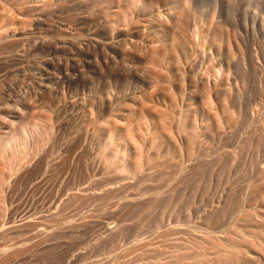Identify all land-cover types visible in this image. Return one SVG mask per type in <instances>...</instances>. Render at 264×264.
<instances>
[{
	"label": "bare ground",
	"instance_id": "obj_1",
	"mask_svg": "<svg viewBox=\"0 0 264 264\" xmlns=\"http://www.w3.org/2000/svg\"><path fill=\"white\" fill-rule=\"evenodd\" d=\"M263 36H264V0H0V69L1 68L12 69L15 72L19 73L20 75H22V77L28 75L27 78H30L29 80L31 81V84H28L29 87L31 89H35V91H36V89L38 90V93H34V95L33 94L31 95L30 92L29 93L27 92L28 94L26 96L24 94L25 92L23 91V89L26 87H24L23 89H21L24 93L22 91H20L21 93L19 92L20 95L23 93L26 96V97H24L22 95V98L24 97V99L27 100L26 103H29V102H31L30 101L31 99L43 98V95H45V94H48V95L50 94L51 96L63 94V95H65V97L67 96L70 99L69 103H71L73 111H74V108L77 107L80 104L79 102L82 100L80 97L81 95L78 94V93H80V92H78V88L85 89V88H88L90 85L93 86L94 85L93 82H94L96 77L101 76L102 79L104 78L106 83L108 84V86L110 88L113 86H116V89H117V87H118L117 84L121 83L122 84V90L120 92L114 93L113 90L112 91L110 90V92H107L106 95L102 96L103 93L101 92L102 97L98 96V97H100L99 103H101V105L104 106L103 107L104 110H102L103 112L101 114H103L105 116L107 114L109 116L106 119V121H104L103 126H102L105 139L103 141L100 140V139H102L101 137L99 139V141L102 142L103 150L106 152V153L104 152L105 153L104 155L102 154V156L105 158V162L104 161L103 162L106 163L107 167L112 169L113 172H116L117 174H119V177H120V175H125L129 179H135V177L139 176L140 174L146 173V174H144L143 179L141 181L147 182L149 184L148 186L151 187L150 188L151 190L152 189L154 190L155 189L154 187H158V186H156L157 184L155 185V183L158 180L160 182V179L162 180L164 178L163 177L164 176V174H163L164 169H167L166 174H168V171H169L168 169L171 166L173 167L172 164L171 165L169 164V168L168 167L166 168V166H167L166 161L167 160H169L168 163H172L171 159H175L176 157H178L179 158L178 164H182V163H180V161H181L180 159H183V161L185 159H189V158L194 159V157L197 154H200V152H198V151L201 150L200 146H202L201 144H203V142L207 143V141H210V140L213 141L218 136H222V135L225 136V134H227V135L229 134L231 136L233 135L232 139L236 137V139H235L236 141L232 140L235 149H236V147L239 146L236 151H238L240 148H242V150H244L246 148L245 150L247 151L248 146L252 148L253 147L252 145L254 144L253 141H256V140H253L252 138L256 139L257 136L258 137H260L261 135L263 136L264 128H262L263 130L260 127H258V129L255 128V129H257V132H258V130H260L258 133H255L256 130L254 128H252V125L254 123H256L255 119L253 120L254 116L251 117L253 114L249 115V116L247 115L248 117L246 116L247 117V119L245 118L246 121L249 120V117H250V119L252 118L251 119L252 124L249 121L250 125H248L249 124V122H248L245 125L246 130L245 129L243 130L244 120H245L244 115H246V113L248 114V112H246V111L248 110L249 113H251L250 110L254 111L255 105L259 106V107L262 105V107L264 109V106H263L264 105V99H263L264 98V95H263V93H264L263 92L264 91L263 90V86H264L263 81L264 80H262L264 78V74H263V77L261 76L263 71H264V70H262L264 68V66H262L263 65L262 59H264V54L262 53L263 56L260 55V53L262 51L260 52V51H258V49L255 48L256 44H258V43L260 44L261 38H263ZM261 56H262V59H261ZM263 63H264V61H263ZM3 76L1 75V77H3ZM101 77H99V78H101ZM24 78H25L24 80L22 79L23 81H25L27 79L26 77H24ZM11 79H12V81H14L13 78H11ZM22 80H20V81H22ZM22 84H24V83H22ZM18 85H20V82ZM9 87H10V90H13L15 88L14 83L10 84ZM22 87L23 86H21L20 88H22ZM20 88H19V90H20ZM252 88L256 89V93H253ZM99 89H100V87H99ZM0 90H2V89H0ZM5 90H7L6 87H5ZM5 90H4V93H5ZM7 91H9V90H7ZM96 91H97V89H96ZM104 91H106V90H104ZM16 92H17V90H16ZM83 92L84 91H82V93ZM8 93H10V92H8ZM84 94H82V96ZM5 95H6V93L4 94V96ZM48 95H46V96H48ZM123 95H124V97H127V100H125V98L122 99L121 96H123ZM10 97H11V95L9 96V99H10ZM67 97H66V99H67ZM45 98H49V96L45 97ZM45 98H43L44 99L43 101H45V104H48L46 102ZM4 99H6V98H4ZM262 99H263V104H261ZM5 101L9 102L10 100L9 101L5 100ZM36 101H37V99H36ZM39 101H38V103H36L37 105L44 103L42 101H41L42 103H40ZM51 101H52V98H51ZM58 101H59V99H58ZM87 101L90 102V99H87ZM87 101H84L83 105H84V108L86 107V110L87 109L89 110L90 108H87L88 106L85 104ZM35 102L33 103L32 107H34L36 105ZM91 102L94 103V101H91ZM26 103H24V104H26ZM29 104H31V103H29ZM29 104H26V105L29 106ZM45 104H43V105H45ZM60 104L64 105L62 103H60ZM48 105H50V104H48ZM57 105H58V103H57ZM50 107L53 110L52 105ZM262 107L260 108L261 111L263 110ZM62 108H63V106H62ZM84 108H83V110H84ZM18 109H20V108H18ZM18 109L17 110L15 109L14 111L17 112ZM256 109H258V108H256ZM52 110H50L51 114H52V112H51ZM55 110H57V107L55 108ZM90 110L92 111L91 114L95 113V112L93 113V108ZM22 111L23 110H21L18 113H21ZM263 111L262 112L259 111V112L263 113ZM25 112H26V110H25ZM53 112H54V110H53ZM82 112H84V111H82ZM256 112H258V111H256ZM104 113H106V114H104ZM252 113H254V112H252ZM25 114H27V113H25ZM51 114H50V116H51ZM91 114H90V116H91ZM101 114H100V116H101ZM54 115L55 114L52 115V118ZM62 115H63V113H62ZM255 115H258L257 116L258 118L260 117L259 116L260 114H258V113L257 114L255 113ZM47 116H48V119H47ZM47 116H45V119H46L45 121H48L47 123H49V121L51 122V124L49 123V127H50L49 129L51 130V127L54 125L53 123H55V122H53L54 120L51 119V117H49V115H47ZM59 116H61V114ZM82 116L85 117L83 114H82ZM90 116H88V118H91V120H92V117H90ZM92 116H94V115H92ZM88 118L86 117V119H88ZM101 118H103V117H101ZM101 118L99 117V119H101ZM258 118L256 120V121H258L257 124L260 123L259 122L260 118L259 119ZM261 118H264V117H261ZM63 119H64V117H63ZM83 119H85V118H83ZM94 119H96V118L94 117L93 120ZM51 120H53V121H51ZM95 121L97 122V120H95ZM253 121H254V123H253ZM7 122H9V121L7 120ZM80 122H81V120H80ZM85 122H87V121H85ZM3 123H6V121ZM13 123H14V121H12V124ZM17 123L14 126H17L18 124H20V126H21V123H18V124ZM93 123H94V121L93 122L90 121V125H94ZM10 124H11V122H10ZM75 124H76V122H75ZM87 124H88V122H87ZM11 125H10V127H11ZM50 125H52V126H50ZM58 125H59V123H58ZM58 125H57V128L59 127ZM62 125H63V123H62ZM20 126H19L18 132L16 131V133H13L14 135L11 134L12 132L9 131L10 134L12 135V137L8 132V134L10 135L9 137H11L9 141L6 139V138L9 139V137H6V138L4 137V139L7 140V142H8L7 143L5 140H3L6 142V143H4V144H6V148H7V146L11 147V145L14 143L15 144L13 146L19 144L20 142L17 144H16V142H18L20 140H23L22 144H25L27 142L25 140V137H26L25 132H26V134L29 135V133H28L29 131L28 132L26 130H24L25 132L20 131ZM24 126L21 127V129L24 128ZM77 126H78V123H77ZM86 126L87 125H85V128H86ZM249 126L251 129H253L252 132L255 133V136H256V134H258L256 137H254V135L251 134L252 132L250 129H247V127L249 128ZM254 126L257 127V125H255V124H254ZM260 126H264V125L260 124ZM25 127H27V126H25ZM71 127L74 128L73 125ZM90 127L95 128L94 126H90ZM36 128H38V127H34V129H36ZM68 128H69V126H68ZM12 129H13V127H12ZM14 129L16 130L17 128L14 127ZM53 129H54V127H52V130ZM28 130H29V127H28ZM242 130L243 131L248 130V132L250 130L248 135H252L253 137L248 136V138H251L252 140L243 136L246 139L241 141L242 140V138H241L242 137V135H241ZM261 130L263 131L262 134H260ZM56 131H58V130H56ZM76 131L77 130H75L74 132H76ZM83 131H85V130H83ZM86 131H88V129ZM94 131L96 132L95 129H94ZM100 131H102V130H100ZM30 132H31V129H30ZM72 132H73V130H72ZM33 133H35V132H33ZM45 133L47 134V132H45ZM80 133H81V131H80ZM80 133H79V135H80ZM6 134L7 133H5V135ZM31 134H32V132H31ZM35 134H33V135H35ZM245 134H247V133H245ZM71 135H72V133H71ZM84 135H89V134L88 133L86 134V132H85ZM239 135H241L240 136L241 140H240V138L238 139V137H237ZM43 136H46V135L44 134ZM80 136L82 138V135H80ZM163 136H166V137L169 136L170 138H172V136H173L174 140H175V137L177 138V140L173 141L172 147H170V143H167V144H169L167 147H170L167 150H162V148L163 149L165 148L164 146H162L161 150H159L157 147H156L157 149L154 148L155 145L158 146L161 143H160V140H158L157 142L159 144H156V142L153 144V141L157 140ZM262 136L260 137V139L264 138V136H263V138H262ZM41 137L39 135L38 138L40 139ZM95 137L97 138V135ZM38 138H35V140L36 139L38 140ZM44 138L45 137H43V139ZM78 138H80V137H78ZM221 138H223V137H221ZM32 139H33V136H32ZM43 139H41V140L43 141ZM82 139L83 140L85 139L84 136ZM89 139H90V141L92 140L91 138H89ZM260 139L258 138L257 139L258 143L256 142L259 145V147L261 146L260 145L261 142H259ZM172 140H173V138H172ZM224 140L221 139L219 141L220 145L222 144L221 142ZM227 140H225L226 142H224L222 144V146L225 143H227ZM93 141H94V139H93ZM163 141H165V140H162V142ZM232 141H230V142L228 141V142L231 143ZM250 141L252 142V144L250 143ZM33 142H34V139H33ZM36 142L39 143V140L35 141V143ZM234 142H236V143H234ZM263 142H264V139H263ZM41 143H43V142H41ZM88 144L90 145V142H88ZM95 144H96V142H95ZM95 144H93V145H95ZM209 144H210V142H209ZM216 144H218V143H216ZM235 144H236V147H235ZM247 144H250L251 146L250 145L247 146ZM35 145H37V144H35ZM91 145H92V143H91ZM162 145H163V143H162ZM205 145H207V144H205ZM227 145H229V144L227 143ZM227 145H225L224 147H226ZM17 146H15V147L18 148ZM23 146H25V145H23ZM39 146L40 145L36 146V149ZM76 146H78V144ZM83 146H84V143H83ZM165 146H166V144H165ZM218 146H219V144H218ZM222 146H219V147H222ZM15 147H14V150H12L13 148L10 149V152H9V150L8 151L6 150V154H7V152L12 153L11 151H13V152L15 150L18 151L17 149H15ZM26 147L28 150L29 146H26ZM152 147L154 148V150L156 149V151H155L156 153L153 152L154 150L152 151V149H153ZM202 147L204 148L205 146H202ZM214 147H212V148H214ZM231 147H232V145H231ZM255 147H256V144H255ZM261 147L264 148L263 145ZM207 148L210 150L209 145L207 146ZM207 148H205V149H207ZM216 148H217V146H216ZM223 148H218V149H223ZM234 148L233 149L231 148V151L232 150L234 151ZM30 149H31V147H30ZM82 149H83V147H82ZM97 149H99V151H100V148H97ZM224 149L226 150L227 147ZM254 149L256 151H258V146H257V148H254ZM259 149H261V148H259ZM103 150H102V153H103ZM157 150H159V151H157ZM242 150H239L237 152V154L235 151L233 156H232V153L230 152V150H228L231 153L230 156H232V158L230 156L227 157L228 154H230L229 152L222 150L223 153L220 151L222 153L221 154V153H217L219 151V150H217L216 153L218 154V157L216 156L215 153L214 154L219 160H216L217 158H214L213 155H212V157L215 159L216 162L218 161L217 163L221 164L220 161L222 160L226 164L228 161H226V160L224 161L222 158H225V159L230 158L229 160L235 161L233 159H236V157L238 155L239 157H237V158L241 159V157H243V154L240 157V155H241L240 153H242V152L245 153V151H242ZM255 150H254V152H256ZM27 152H29V151H27ZM207 152H208V150H207ZM19 153L22 154V156ZM19 153L16 154V152H14V154L21 156V159L26 154L25 152H24V155L21 152H19ZM35 153L36 152H34V154ZM212 153L213 152L208 154V157ZM224 153H225V155L228 153L226 156L227 158L219 156V154L223 155ZM8 154H7V156L9 157ZM16 155H14V156H16ZM27 156H29V155H26V157ZM200 156H202V155L200 154ZM206 156L207 155H204V159H206L205 158ZM11 157L13 158V153H12ZM18 157L16 156V158H18ZM99 157H100V155L98 154V158ZM197 158H199V155H198V157H196V159ZM202 158L203 157H201L198 160H202ZM209 158H211V157H209ZM7 159H9V158H7ZM7 159H6V161H8ZM25 159H24V161H25ZM191 159H189V160L192 161ZM14 160H12V161H14ZM10 161H8V162H10ZM18 161H20V160H18ZM98 161H101V160H98ZM207 161H210V159ZM207 161L202 160L199 163H201V162L204 163ZM212 161H213V159L211 160V162ZM241 161H243V160H241ZM241 161H239L237 163V166L239 165V163H241ZM14 162H17V161H14ZM14 162H12V163H14ZM26 162H25V164H26ZM175 162H176V164H175ZM184 162H185V164H187L188 160L187 161L185 160ZM193 162L195 163L194 160H193ZM196 162L198 163L197 160H196ZM231 162H229L230 165L231 164H233V166L236 165V162H235V164H234V162H232V163ZM243 162H245V161H243ZM17 163L20 164V162H17ZM17 163H14V165L12 164V166L13 167L15 166L14 168H16V166H17V168L20 167L21 165H19V164H18L19 166L15 165ZM21 163H22V160H21ZM203 163H202V167H200L201 166V164H200L197 166V168L200 167V168H202L201 170L204 169L207 171L208 167L205 165L206 163L205 164H203ZM173 164H175V166H177V160H175ZM209 164H211V163L209 162ZM187 165H189V164H187ZM187 165H185V167H187ZM207 165H208V163H207ZM212 165H217V164H215V162L213 161L211 166ZM221 165L219 166L220 169L223 167V166L221 167ZM10 166L11 165L9 164V167ZM178 166L177 167L179 168V171L178 170L177 171L178 172L182 171V170H180V168H182L183 166L182 165H181L182 167H180V165H178ZM231 166H229V167L231 169L233 168L232 170H234L235 173H237L240 170V169L236 170V168H238L237 166H235L236 168L231 167ZM193 167L194 166H192V168L190 167V169L195 170L196 165L194 168ZM205 167H207V169H205ZM217 167H218V165H217ZM224 167H223V169H224ZM102 168H104V167H102ZM108 168H106V169H108ZM175 168L174 167H173V169L170 168V170H172V173L169 175H172V178L170 179L169 177H171V176H169V175H168V177H167V175H165V178L167 177L170 180L174 179L176 176V174H175V176L173 175V173L176 172L174 170ZM213 168H215V169L212 170V172L217 171L216 166ZM213 168H211V169H213ZM230 168H228V169L226 168V170H228V173H230V171H229ZM258 168H259V166H258ZM16 169H14V170H16ZM20 169L21 168H19V170ZM209 169H210V167H209ZM220 169H218V173L220 172ZM245 169L243 170V168L241 167V170L244 171L243 172L240 170L241 175H242V172L244 174L246 173ZM263 169L261 168V171H264ZM102 170L103 169H101V171ZM183 170H185V169H183ZM201 170H200V174H201ZM226 170L224 171L221 169V172L222 173L224 172L225 176H226V173H225ZM0 171H1V169H0ZM107 171H109V170H106L105 173H107ZM196 171L198 172L199 170H196ZM258 171L256 172V174L259 176V175H261V173H260V171L259 172ZM109 172L111 173V171H109ZM109 172L107 174L109 175V177H111V175L113 173L110 174ZM187 172L188 171L185 170L184 173L186 174ZM203 172H204V177H205V171H202V173ZM105 173L103 175H105ZM209 173H210V170L208 171L207 174L209 176L212 175V178H213V173L212 174H209ZM218 173L216 172V175H219L220 178L222 177V175H224V174H218ZM231 173H233V172H231ZM188 174H192V177H191L192 180L190 183L191 188H192L191 191H193V188L197 189V186L199 188L200 184L202 186V182H200V180L202 179L203 174L200 175L197 173V175H199V176H197V178L200 176H202V177L199 178L200 180L196 179L197 181L200 182V184L198 185V183H195L196 185L193 184L194 187L192 185V181H194L193 179L196 178L195 177L196 173H195L194 178H193L194 173L189 172ZM188 174H187V176H188ZM229 175H232V174H228V176H226V177L231 178V176H229ZM179 176H181V174H179ZM182 176L185 177L186 175L183 174ZM235 176L237 177L238 180H240V178H239L240 173H239V175L235 174L232 177H235ZM256 176H255V178H258ZM262 176H264V175H262ZM109 177H105V178H107L109 181L111 179ZM180 178H181V180L182 179L184 180V178H182V177H180ZM207 178H209V177H207ZM212 178H211V180H213ZM217 178H218V176L215 179H217ZM261 178H264V177L260 176L259 177L260 180L258 179V181H261ZM107 179H105V180H107ZM166 179L163 181L164 184L168 182V181H166ZM205 179H206V177H205ZM223 179H221L222 181L220 180L222 183H223ZM227 179L229 181H231L232 178L231 179L227 178ZM237 179H234V180L238 181ZM4 180L2 179V181H4ZM113 180L115 181L114 178L112 179V182H114ZM128 180L126 179V181H128ZM175 180L178 181L177 178ZM181 180H179L181 182V183L179 182L180 184L177 183L174 185L176 186V185L183 184L182 183L183 180L182 181ZM203 180H204V178H203ZM253 180L254 179H252V182H253ZM135 181H137V179ZM258 181H257V179H256V181H254L255 185L257 184L256 182H258ZM116 182H117V180H116ZM203 182H205V181H203ZM216 182L218 183V181H216ZM225 182H226V180H225ZM173 183H174V181H173ZM173 183H171L172 187H173ZM222 183H219V184L222 185ZM227 183L228 182H226L224 184L223 189L220 188L223 191L221 190V192H220V190H219L217 193L224 192V195H226L227 192L229 193V191H227L228 189L231 191L230 188H232V185L235 186V188L233 186L234 190L235 189L237 190L239 188V187L238 188L236 187V185L233 181L234 184L230 185L231 187L230 188L228 187V189L226 190L227 192H226L224 190V188L226 189L227 186L232 182H230L228 184ZM236 183H238L237 186L243 187V186L239 185V181ZM261 183H259L260 185L258 184L256 186L257 190L261 189V191L258 190L259 192L258 191L255 192L256 196H257V192H258V194L261 192L259 195H262L264 193V191H263L264 187H263V189L261 188L262 185L264 186V184H263L264 181L262 184ZM125 184H126V187L124 186ZM144 184H146V183H144ZM205 184L207 185V186H204L205 189H206V187H208V190H211V187L213 186V184L211 183L212 184L211 185L209 182L210 189H209V185L207 183V180H206ZM250 184H251V181L249 182L248 188L249 187L251 188L252 186L254 187V185H252L253 183L251 184L252 186H250ZM119 185L120 184H118V186H117L119 189L117 194L121 190V188H119ZM124 185L121 184L120 187L122 186L126 190H128L129 187L131 186L130 185L127 189L128 183L126 182V183H124ZM134 185L137 186L136 184H134ZM158 185H159V183H158ZM168 185H170V184H168ZM214 185H216V184H214ZM217 185H216V187L219 188V186H217ZM225 185H226V187H225ZM183 186H179V188L180 187L182 188ZM186 186L188 187V184H186ZM201 186H200V188H201ZM113 187H114V185H113ZM142 187H143V185H142ZM145 187H147V186L145 185ZM161 187H162V190L166 191L165 187H164L165 189H163V186H161ZM253 187H252V189H254ZM137 188L139 189V187H137ZM173 188L175 189V187H173ZM179 188L177 187L176 190ZM185 188L186 187L184 186V189ZM189 188H190V186H189ZM233 188H232V192H233ZM106 189H107V187L105 188V191H107ZM111 189H113V188L111 187ZM115 189H117V188H115ZM144 189L145 188H143L142 190L144 191ZM180 189H179L178 193H180L181 191L183 192V189L182 190H180ZM188 189H185V190H188ZM134 190L137 191L136 188ZM156 190H154L155 192H153V191L152 192L155 193L156 198H158ZM158 190H159V188H158ZM160 190H161V188H160ZM244 190L247 191V185H245L244 189H242V188L240 189V191L241 192L243 191V193L239 192V193H241V194H239V196H241L239 200L236 197V194L232 195L233 194L232 192H231L232 194L227 193V197L223 196V198H226L227 200H229V201H227L228 203L225 202L224 204H227L228 206L229 205L230 206L235 205L236 208H239L238 209L239 211H238L237 209H235V207H233L234 210H236L233 212H238V214H233L232 212H230L229 209H231V208L226 207V205L225 206L223 205L224 207L222 205L221 206L218 205L219 207L224 208V209L222 208L223 211H225V209L229 208L228 210H226V213L221 211L223 213V215L224 214L226 215L227 213L230 212L229 214H227V216H223V218L227 217V219H229L228 216H230V214H232V216L234 215V219H235L234 221L232 220L233 224L231 223V225H233V228L230 229L231 231H229V229L227 230V231H229V233L225 234L226 230H225V232L220 231L221 235L223 233L225 235L221 236V235H219V232H218V235L209 234V232H207L208 230H210V228H209L206 231L208 233L209 237L207 236L206 238H205V236L207 234L205 233L206 234L205 235L204 231L203 232L197 231L198 233H203V235H205V236L202 235L204 237V239L201 236L202 240H198V239L196 240L197 234L196 235L193 234L196 237V238L194 237L195 241L192 240L193 242H191V240H189V239H188L189 240L188 241L186 238H185L186 240L183 239L182 237H184V233L186 236H188L189 234L187 235L186 233H189V232L187 230H186L187 231L186 232L185 229L183 230V228L185 227V224L183 223L184 224V227H183V224L180 223L183 220L185 221V219H183V220L181 219L182 213H180L179 215L177 214L178 216H176V218L181 217L178 219H181L182 221L178 222V219H177V221H175V222H178V223H180V225H182V227H183L182 231H184V232H182L180 229H179L180 231H178L179 227L177 228V226L172 227V226H174L173 224L175 222L170 226V222L172 223V221H170V220H169V222H167V224L169 223V225H167L169 228L167 231H165L166 225L163 226V225L158 223L159 225L163 226L164 231H163L162 227H159L157 225V227H159L158 229L162 228V232H166L167 236L169 235L172 237V235H173L175 238L176 236L174 234H176V232H177L178 235L181 236V238H182L181 239L176 234L179 237L178 241L181 240L180 242L175 241L177 243L176 244L173 243L174 242L173 237H172L173 239L171 237H170L171 239H168L169 237L168 238L166 237V240H165L164 238H162L163 235H165V234L161 235V234H159V231L156 233H158L160 236L157 235L155 232H154V235H153V233H152V235L155 236V234H156V236H159L160 238L164 239L162 241L163 242L165 241V243L168 246H169V244L171 245V243L175 244L174 245L175 247L173 246L170 248V246H169V248L170 249L173 248L174 251H175V248H178V251L177 252L175 251L176 253H179V249L181 252V250H184V249L186 250V249L191 248L189 246L191 243L194 244L195 247L191 245L192 246L191 250L196 249L199 251H198V253L195 254V256L192 255L193 258L192 259L190 258L189 260H191V261L190 262L187 261L188 262L187 264H255V262L257 260L263 261V264H264V203H263V206L261 205L262 209L260 211H254V209H256V208L251 209L250 207H253L256 204H258L257 203V202H259L257 199L258 197L255 198V200H257L256 204L253 206H250V203L248 204V202H251V204H252V202L254 201L253 197L255 195L253 197L251 195L252 199H247L250 197V196H247V194H249L250 189H248L249 191L246 192L247 194L245 193ZM113 191L116 192V190H114V189H113ZM135 191L132 192L133 195L131 194L133 197L135 196L134 195ZM143 191H142V193H143ZM146 191H144V195H146V193H145ZM171 191H174V190L172 189ZM171 191H169V192L171 193ZM109 192H111V194ZM109 192H107V193H109L110 196L112 197L113 192L112 191H109ZM148 192H149V190H148ZM169 192L167 191L165 193L168 194ZM197 192H200V190H197L194 193H197ZM124 193H126V191ZM124 193H123V191L121 192V194H124ZM149 193H147V194L149 195ZM153 193H151V194H153ZM161 193H163V195H164L163 191ZM161 193H160V195H162ZM184 193H185V191H184ZM189 193H190V190H189ZM192 193H190V195ZM253 193L254 192H252V194ZM103 194H106V192ZM137 194L140 195L139 192ZM173 194H172V199H173ZM197 194H195V195H197ZM186 195L187 194H185V196ZM263 195H262V198H264ZM117 196H119V195H117ZM121 196H124V195H121ZM121 196H119V197L123 198ZM125 196H128V194H126ZM125 196H124V198L126 199ZM141 196H142V194H141ZM154 196H153V199L155 200ZM182 196H184V195L182 194ZM220 196H222V195H220ZM228 196L229 197L232 196L231 199H229ZM234 196H235V198H234ZM103 197H106L105 198L106 200H104V201H107L108 199L111 200V198H108L107 195H105ZM151 197H152V195H151ZM151 197H150V199H152ZM159 197L161 198V196H159ZM189 197H187V199ZM139 198H140V196H139ZM160 198H158V199H160ZM102 199H104V198H102ZM137 199H138V196H137L136 200ZM140 199H142V198H140ZM190 199L192 201V197H190ZM71 200H76V199L71 198ZM126 200H128V199H126ZM132 200H133L132 202H134L135 199H132ZM220 200L221 199L219 198V201ZM224 200L225 199H223L221 202H223ZM249 200H251V201H249ZM260 200H261V198H260ZM193 201H194V199H193ZM217 201H218V198H217ZM155 202H157V201L155 200ZM155 202L153 201V203H155ZM188 202H190V201H188ZM215 202L213 203L214 205L216 204ZM262 202H263V200L260 202V204ZM136 203H138V202H136ZM148 203H145V204L149 205ZM150 204H151L150 207H152L153 204L151 202H150ZM143 205L144 204H142V206ZM192 205H193V203H192ZM258 205H257V207H261ZM136 206H132V207H136ZM139 206H140V204H139ZM218 206H217V208H218V210H220V208ZM211 207L213 208L214 206H211ZM208 210H210V209H208ZM258 210H259V208H258ZM207 211H206V213H208ZM227 211H229V212H227ZM217 212H219V211H217ZM217 212H215V210H213L212 213L210 211L211 215L208 213L209 216L204 217V214L206 215V213H204L202 215L205 218V221L203 220L202 222L206 223V218H207V221H208L207 223H209V224L206 223L207 226L210 225L211 228H214L213 229L214 231H211L212 233L215 232V230H216V232L219 230L218 226L221 225L222 221H223L220 218V217H222V215L218 214ZM185 214H187V213L185 212ZM185 216L186 215H183V217L186 218V220H187L186 223H187L189 219L187 218L188 216H186V217ZM199 217H201V216H199ZM227 219L225 218V220H227ZM190 220H191V222L193 220L194 222H192V223L194 224L197 219L196 218H190ZM190 220H189V222H190ZM199 221H201V220L199 219ZM199 221H197V222L199 223ZM219 221L221 222V224H219L220 223ZM189 222H188V224H191ZM217 222H219L218 223L219 225L217 224ZM230 222H229V224H230ZM160 223L163 224V221H161ZM211 223L212 224L214 223L213 224L214 227L211 226L212 225ZM193 224H192V228L194 227V229H195V226H196V229H197V226L200 223L198 225H194V226H193ZM216 224H217V226L215 227ZM224 224L228 225L227 222ZM202 225L204 226L205 224H202ZM222 225L220 226V228H222ZM187 226H189V225H187ZM203 226L201 227V225H200V227L199 226L198 227H199V229L201 228L203 230L204 229ZM192 228H190V229H192ZM205 229H206V227H205ZM160 231H161V229H160ZM195 231H193V232H195ZM179 232H181V233L179 234ZM182 233H183V235H181ZM193 235H191V237ZM148 237H151V236H148ZM148 237L146 238V235H145L144 240L148 239ZM151 238L153 239V237H151ZM160 238L156 237L157 240ZM187 238H190V237H187ZM139 239L142 242L143 239H141V238H139ZM150 239L147 240L148 244L144 245V244L139 243L141 246L142 245L144 246V248L140 247V245L138 246V249H140V248L143 249V250L142 249L138 250L140 252L143 251V253L141 252L142 254L139 252L140 256H136V255H138V253L136 254L137 251L135 252V250H137V246H136L135 250H133V248H132L133 252L136 254L135 255L136 257L143 256V254H145L146 251L150 248L149 245H151L153 242H154V244H152V246L158 244L159 241H161V240H158V243H155L156 242L155 238H154L155 240H153L152 242H151L152 239L151 240ZM167 239L171 240L173 242H170ZM176 239L177 238H175V240ZM140 240H138V242H140ZM149 240H150L151 244H149ZM184 241L189 243L188 248H186L187 244H185ZM135 243H133V244H135ZM133 244H132V246H133ZM160 244H161V242H160ZM159 245L153 246L156 248H154L155 250L153 249L154 253H153V251H152V253L155 254V251H156L157 254H159V256H160V253L164 254L163 257L162 256L161 257L162 258L168 257V260H169V257H170V256H168L169 252L167 254H165L164 252L163 253L158 252ZM163 245L165 246V244H163ZM132 246H130V247H132ZM147 246L149 247L148 249L146 248ZM161 246H162V244L160 245V247ZM164 246L162 248H164ZM196 246L198 249L196 248ZM127 248H125V249H127ZM145 248L147 250H145ZM162 248H160V249H162ZM125 249L124 248L122 249L123 252ZM132 250L129 249V251H132ZM150 250H151V248H150ZM166 250H168V249H166ZM166 250H162V251L167 252ZM196 250H195V252H196ZM129 251H127L128 253H126V254H125L126 251L124 252V254L127 255L126 257H128V256L130 257L131 254L133 257H135L133 252H129ZM148 251H147V253L150 252V251L149 252ZM168 251H171V250H168ZM16 252H18V251H16ZM16 252H15V254H16ZM172 252H173V250H172ZM185 252L188 253V251H185ZM191 252H193V251H191ZM195 252H193V253H195ZM7 253H9V252L7 251ZM118 253L119 252H117L116 254H118ZM182 253L183 252H181V256L183 255ZM9 254H14V253H9ZM15 254H14V256L18 255L19 253L16 255ZM119 254H118L119 256H122L123 253H121V251H120ZM171 254L176 255L175 253H170V255ZM165 255H167V256H165ZM186 255H188V254H186ZM189 255H191V254H189ZM12 257L13 256H11V255L7 256V257L4 256V259L2 257L3 260H0L1 261L0 264H8L10 262V260L12 259ZM16 257H18V256H16ZM136 257L134 259L140 260L139 258H136ZM178 257H179L178 259H180V256H178ZM115 258H116V256H115ZM132 258H130V259L132 260ZM173 258H172V260H169V261L165 258L167 261H165V259H164V261L166 264H169V263H171L170 261H173L175 259V258L174 259ZM188 258L189 257L187 256V260H188ZM117 259H121L120 263H124L125 261L127 262V260H128V259H125L123 261L122 258H117ZM158 259L161 260L160 257H158ZM185 259H184V261H185ZM159 260L157 262L158 264L164 263L163 261L159 262ZM98 261H101V260L99 259ZM107 261L108 260H105V262L103 263V260H102L101 262H98V263L99 264L100 263L105 264V263L109 262L108 264H110L112 262V259L108 262ZM133 261L134 260H132V262ZM92 262H89V263L90 264H93V263L97 264L96 261H94L93 263ZM150 264H152V263H150ZM174 264H176V263H174ZM183 264H186V263H183ZM256 264H260V263L257 261Z\"/></svg>",
	"mask_w": 264,
	"mask_h": 264
},
{
	"label": "rangeland",
	"instance_id": "obj_2",
	"mask_svg": "<svg viewBox=\"0 0 264 264\" xmlns=\"http://www.w3.org/2000/svg\"><path fill=\"white\" fill-rule=\"evenodd\" d=\"M264 36H263V38H261V41H260V44L258 43V44H256V46H255V48L256 49H258V51H262L261 53H260V55H262V53L264 54ZM260 45V46H259ZM259 46V47H258ZM261 47V48H260ZM263 49V50H262ZM263 56V55H262ZM262 56H261V59H262ZM263 61H264V59H262V66H264V63H263ZM12 72H11V71ZM262 70H264V68L262 69ZM4 71V72H3ZM6 71V72H5ZM8 74V75H7ZM13 74V75H12ZM263 74H264V71H263V73H262V77H263ZM1 75L3 76V77H1ZM18 75V76H17ZM9 76V77H8ZM17 76V77H16ZM8 77V78H7ZM15 77V78H14ZM24 77H28V75L27 76H23L22 77V75H20L19 73H17V72H15L14 70H12V69H6V68H1L0 69V89H2V90H0V169H1V171H0V260H3L4 259V256H13L12 257V259L10 260V262L8 263V264H90L89 262H94V261H96L97 262V264H99L98 262H101L102 260H103V263L105 262V260H108V261H110L111 259H112V262L110 263V264H148L149 262L150 263H152V264H158L157 262H158V257H160V259L161 260H159V262L160 261H163L164 263H165V261H167L168 260V257H165V256H167V255H165L164 257L167 259H165V258H162L163 257V255L164 254H161L160 252H164L165 254H167L168 252V256H170L169 257V260H172V258L174 259L173 261H170L172 264H174V263H176V264H183V263H188L187 261H191V260H189L190 258L192 259L193 258V256H195V254L196 253H198V251L199 250H196V252H195V250H191L192 249V246H194V244H190L189 246L191 247V248H189V249H184L185 251H188V253H186L184 250H181V252H183L182 254V256H181V252H180V249H179V253H176L177 251H178V248H175V251H174V249L172 248V249H170L171 247H173L177 242H175V241H178V238L180 237L181 238V236H179L178 235V233L176 232V234L179 236H177L176 234H174L176 237L175 238H177L176 240H175V238H174V236L172 235V237L174 238V242L173 241H171V240H168V239H171L172 237L171 236H167L166 235V232H162V228H163V226H167V225H169V223L167 224V222H169V220L170 221H172V223L170 222V226L175 222V221H177V219L178 218H181V217H178V218H176V216H178L180 213H182L183 215H186V216H188L189 214V216L187 217L189 220H190V218H196L197 220H196V224L194 223H192V222H194L193 220H192V222H191V220H190V222H189V220H188V222L189 223H191V224H188V222L186 223V218H184L183 217V215L181 214V216H182V220L183 219H185V221L183 222L181 219H178V222L179 221H182V222H180L181 224H185V227H184V224H183V227H182V225H180V223H178V222H175L173 225L174 226H172V227H176L177 226V228H178V231H182V228H183V230L185 229V231L187 230L189 233H186L188 236H186L185 235V233H184V237H182L183 239H189V240H191V242H193L192 240H194L195 241V238H196V240L198 239V240H202V237L203 236H205L206 234V236H205V238L208 236L209 237V235H208V233L207 232H209V234H215V235H218V232H219V235H221L220 234V231H222V232H225V230H226V233L225 234H227V233H229V231H231L230 229L231 228H233V225H231V223L235 220L234 219V215L232 216V214H230V216H228V218L229 219H227V217H224L223 218V216H227V214H229L230 212H232L233 214H238V212H233V211H236V210H234V208L233 207H235V205L233 206V205H227V204H224L225 202H227V201H229V200H227L226 198H223V196L224 197H227V191H229V193L228 194H230L231 192H232V188H233V186L234 185H232V184H234L235 183V185H236V187L238 188L237 190L235 189L234 190V188H235V186H234V188H233V194L232 195H235L236 194V197L238 198V200L240 199V197L241 196H239V194H241V193H243V191L241 192L240 191V189L242 188V189H244L245 188V185H247V191H249L248 189H250V191H249V194H247L246 192L247 191H245V193L247 194V196H250L249 198H247V199H252L251 198V195H252V197L254 198L253 200L255 201H253L252 202V204H251V202H248V204L250 203V206H253V205H255L256 204V202H257V200H255V198H257L258 199V201L259 202H257L258 204H256L255 206H253V207H250L251 209H254V208H256V209H254V211H260L261 209H262V206H263V203H264V198H262V195L264 194H262V195H259L258 194V192L259 191H261V189L258 191L257 190V188H256V186L259 184V183H263V181H264V178H261V181H258V179H259V177L261 176V177H264V176H262V175H264V171H261V168L263 169L264 168V148L263 147H261L262 145L264 146V142H263V136H264V133H263V129L262 128H264V126H260V124L261 125H264V118H261V117H264V109H263V107H262V105L259 107V106H256L255 105V107H254V111H251L250 110V112L251 113H249V111L247 110L246 112H248V114L246 113V115H244L245 117H244V119L246 118L247 119V117L249 116V115H252L251 117H253V120L255 119V122L256 123H254V121H253V123L255 124V125H257V127L256 126H254V124L252 125V128H257L258 129V127H260L262 130H261V132H260V134H262L263 133V136H262V138L263 139H260V137H258L257 135L258 134H256V136L260 139L259 140V142H261L260 143V147H259V145L257 144L258 143V138L255 136V133H258L260 130H258V132H257V129H255L256 131H255V133L254 132H252V130L253 129H251L250 128V126H249V128L247 127V129H250L251 130V134H253L254 135V137H256V139L255 138H252L253 140H256V141H253V147L251 148V147H249L248 145H250V144H247V146H248V148L250 149H248L247 148V151L244 149V150H242V148H240L239 150H242V151H245V153L244 152H242V153H240L241 155H240V157L242 156V154H243V157H241V159L239 158H237V157H239L238 155H237V157H236V159H233V160H235V161H232V160H229L227 157H229L230 155H231V153H232V156H233V154H234V152L237 150V148L239 147H236V144H235V147H236V149L234 148V144H233V141L232 140H235L236 139V137L235 138H233L232 139V137H233V135L231 136V135H227V134H225V136L224 135H222V136H218V137H216L213 141L212 140H210V141H207V143H204L203 142V144H201L202 146H205L204 148L202 147V146H200V149L201 150H199L198 152H200V154L202 155V156H200V154H195L196 156L194 157V159H191V158H189V159H191L192 161H190L189 159H185L186 161L188 160V163L187 164H189V165H187V164H185V160L183 161V159H180L179 161H180V163H182V164H178L179 162H178V157H176L175 159H171V162L172 163H168V161L169 160H167L166 162V164H167V166H166V168L168 167L169 168V164L171 165H173V167L175 168L174 170L176 171H174L175 173H173V175L175 176V174H176V176H175V178L174 179H172L173 181H174V183H173V181L172 180H170L171 178H172V175H169V174H171L172 173V170H170V168L171 169H173V167L171 166L168 170V174H166L167 172V169H164V172H163V174H164V178L161 180L160 179V182H159V180L155 183V185L156 186H158V187H154L155 189L154 190H156V193H157V197L158 198H160L159 196H161V198L160 199H158V198H156V195H155V193H153V192H155L153 189L151 190L150 188V186H148L149 184L147 183V182H144V181H141L142 179H143V176H144V174H146V173H144V174H140L139 176H137V177H135V179H129V178H127L125 175H120V177H119V174H117L116 172H113L112 171V169H110V168H108L107 167V165H106V163H104L105 162V158L102 156V154L104 155L106 152L103 150V147H102V142L101 141H99V139H100V137L102 138V139H100V140H104L105 139V136H104V131H103V129H102V126H103V123H104V121H106V119L109 117L106 113H104V114H106V116L105 115H103V114H101L103 111L102 110H104V106H102L101 105V103H99V98L100 97H102V96H104V95H106V93L107 92H110V90L112 91L113 90V92L114 93H117V92H120L121 90H122V84L121 83H118L117 84V89H116V86H113V87H109L108 86V84L106 83V81H105V79L103 78L102 79V77L101 76H99V77H101V78H99V77H96L95 78V80H94V82H93V86L92 85H90L88 88H85V89H81V88H78V92H80V93H78V94H80L81 96V101L79 102L80 104L77 106V107H75L74 108V111H73V108H72V105H71V103H69L70 102V99L67 97V99H66V97H65V95H63V94H59V95H48V94H45V95H43V98H45V97H48L49 96V98H45V100H46V102L48 103V104H50V105H48V104H45V101H43L44 99L43 98H33V99H31L30 101L31 102H29V103H31V104H29V103H26L27 102V100H25L24 99V97H26L27 96V94L30 92V94L32 95H34V93H38V90L36 89V91H35V89H31L30 87H29V85L28 84H31V81L29 80L30 78H27L25 81H23L25 78ZM261 77V78H262ZM11 78H13L14 79V81H12V79ZM22 80V81H20V80ZM11 80V81H10ZM262 80H264V78L262 79ZM18 81V82H17ZM19 82H20V85H18L19 84ZM24 83V84H22V83ZM29 82V83H28ZM14 83V89L13 90H10V84H13ZM17 83V84H16ZM3 84V85H2ZM28 85V86H27ZM263 85H264V81H263ZM21 86H23L22 88H20ZM3 87V88H2ZM5 87H6V89L7 90H9V91H7V90H5ZM24 87H26V88H24ZM30 89H29V88ZM98 87V88H97ZM99 87H100V89H99ZM19 88H20V90H19ZM24 88V89H23ZM5 90V93H6V95L4 96V90ZM21 89H23V91L25 92H23ZM27 91H26V90ZM96 89H97V91H96ZM253 89V93H256V89L255 88H252ZM16 90H17V92H16ZM30 90V91H29ZM81 90V91H80ZM86 90V91H85ZM104 90H106V91H104ZM263 90H264V86H263ZM20 91H22L23 93L20 95ZM82 91H84L83 93H82ZM92 91V92H91ZM8 92H10V93H8ZM20 92V93H19ZM28 92V93H27ZM86 92V93H85ZM103 94H102V93ZM264 92V91H263ZM85 93V94H84ZM89 93V94H88ZM93 93V94H92ZM11 95V97H10V99H9V96ZM82 94H84L83 96H82ZM101 94H102V96H101ZM9 95V96H8ZM22 95L24 96L23 98H22ZM46 95H48V96H46ZM263 95H264V93H263ZM17 96V97H16ZM21 96V97H20ZM45 96V97H44ZM62 96V97H61ZM98 96H100V97H98ZM6 98V99H4V98ZM65 97V98H64ZM94 97V98H93ZM122 97V99H124L125 98V100H127V97H124V95L123 96H121ZM15 98V99H14ZM51 98H52V101H51ZM86 100H85V99ZM24 101H23V100ZM36 99H37V101H36ZM58 99H59V101H58ZM61 99V100H60ZM87 99H90V102H88L87 101ZM93 99V100H92ZM97 99V100H96ZM264 99V98H263ZM263 99H262V103L261 104H263ZM5 100H7V101H9V102H6ZM33 100V101H32ZM36 102H35V101ZM40 100V101H39ZM38 101L40 102V103H42V102H44V103H42V104H36V103H38ZM42 101V102H41ZM51 101V102H50ZM61 101V102H60ZM84 101H87L85 104L88 106L87 108H90V109H92L93 108V113L94 114H91L92 113V111L89 109H87L86 110V107L84 108V105H83V103H84ZM91 101H94V103L93 102H91ZM35 102V104L37 105H35L34 107H32L33 106V103ZM82 102V103H81ZM10 103V104H9ZM24 103H26V104H29V106L28 105H26V104H24ZM52 103V104H51ZM57 103H58V105H57ZM60 103H62V104H64V105H61ZM69 103V104H68ZM43 104H45V105H43ZM82 104V105H81ZM92 104V105H91ZM100 104V105H99ZM19 105V106H18ZM26 105V106H25ZM31 105V106H30ZM52 105V108H53V110H54V112H53V110L51 109V106ZM85 105V106H86ZM98 105V106H97ZM8 106V107H7ZM25 106V107H24ZM54 106V107H53ZM62 106H63V108H62ZM67 106V107H66ZM70 106V107H69ZM82 106V107H81ZM95 108H94V107ZM97 106V107H96ZM264 106V105H263ZM32 107V108H31ZM57 107V110H55V108ZM80 107V108H79ZM92 107V108H91ZM101 109H100V108ZM262 107V111H263V113H260V112H262L261 110H260V108ZM18 108H20V109H18ZM24 108V109H23ZM62 108V109H61ZM68 108V109H67ZM71 110H70V109ZM79 108V109H78ZM82 108V109H81ZM83 108H84V110H83ZM98 110H97V109ZM256 108H258V109H256ZM17 110L18 109V111L16 112V111H14V110ZM100 109V110H99ZM21 110H23L21 113H18V112H20ZM25 110H26V112H25ZM33 110V111H32ZM50 110H52L51 112H52V114L50 113ZM65 110V111H64ZM68 110V111H67ZM58 111V112H57ZM63 111V112H62ZM73 113H72V112ZM85 116V117H83L82 116V114L80 113V112ZM82 111H84V112H82ZM86 111V112H85ZM99 111V112H98ZM256 111H258V112H256ZM260 111V112H259ZM16 112V113H15ZM29 112V113H28ZM35 112V113H34ZM56 112V113H55ZM63 113V115H62V113ZM252 112H254V113H252ZM11 113V114H10ZM15 113V114H14ZM25 113H27V114H25ZM38 113V114H37ZM58 113V114H57ZM86 113V114H85ZM91 114V116H90V114ZM98 115H97V114ZM255 113L257 114H260L259 116V118H260V123H258L257 124V122L258 121H256L257 120V116L258 115H255ZM24 114V115H23ZM32 114V115H31ZM50 114H51V116H50ZM53 114H55L54 116H53V118H52V115ZM61 114V116H59ZM67 114V115H66ZM73 114V115H72ZM97 116H96V115ZM100 114H101V116H100ZM245 114V113H244ZM262 114V115H261ZM23 115V116H22ZM47 115H49V117H51V119H53V120H51V121H53V122H55V123H53L54 125L52 126V125H50V126H52V127H54V129L52 130V127H51V130L53 131H51L49 128V123L51 124V122L49 121V123H47L48 121H45L46 119H45V116H47ZM92 115H94V116H92ZM248 115V116H247ZM15 116V117H14ZM66 116V117H65ZM71 116V117H70ZM88 116H90V117H92V120H93V118L95 117L96 119H94L93 121H94V125H90V121L91 122H93L92 120H91V118H88ZM101 118V117H103V118H101V119H99V117ZM247 116V117H246ZM256 116V117H255ZM5 117V118H4ZM18 117V118H17ZM21 117V118H20ZM58 117V118H57ZM62 117V118H61ZM63 117H64V119H63ZM68 117V118H67ZM70 117V118H69ZM86 117L88 118V119H86ZM23 118V119H22ZM72 118V119H71ZM83 118H85V119H83ZM258 118V119H259ZM22 119V120H21ZM47 119H48V116H47ZM61 119V120H60ZM68 119V120H67ZM74 119V120H73ZM76 119V120H75ZM105 119V120H104ZM246 119L244 120V128H243V130L245 129L246 130V124L250 121L251 122V124H252V121H251V119H250V117H249V120L248 121H246ZM7 120L9 121V122H7ZM50 120V119H49ZM67 120V121H66ZM71 120V121H70ZM80 120H81V122H80ZM95 120H97V122L95 121ZM6 121V123H3V122H5ZM12 121H14V123L12 124ZM83 121V122H82ZM85 121H87L88 122V124H87V122H85ZM246 121V122H245ZM262 121V122H261ZM10 122H11V124H10ZM21 123V126H20V124H18V123ZM73 122V123H72ZM75 122H76V124H75ZM250 122H249V124L248 125H250ZM16 123L18 124L17 126H14V125H16ZM58 123H59V125H58ZM62 123H63V125H62ZM77 123H78V126H77ZM85 123V124H84ZM96 123V124H95ZM102 123V124H101ZM263 123V124H262ZM11 125V127H10V125ZM25 126H27V127H25ZM30 124V125H29ZM34 124V125H33ZM41 124V125H40ZM73 125V127L74 128H72L71 126ZM75 124V125H74ZM92 124V123H91ZM37 125V126H36ZM40 125V126H39ZM57 125L59 126L58 128H57ZM62 125V126H61ZM69 126V128H68V126ZM85 125H87L86 126V128H85ZM97 125V126H96ZM247 125V126H248ZM259 125V126H258ZM19 126H20V131H24V130H26L28 133H29V135L28 134H26V132H25V135H26V137H25V140L28 142H24L25 144H22V142H23V140H20V141H18V142H16V144L17 143H19V144H17V145H15V146H17L18 148H16L15 146H13L14 144H12L11 145V147L10 146H7V148H6V144H4V143H6L7 142V140L9 141L10 140V138L12 137V135L11 134H13V133H16V131L18 132V130H19ZM24 126V128H22L21 129V127H23ZM48 126V127H47ZM81 126V127H80ZM90 126H94L95 128H93V127H90ZM7 127V128H6ZM9 127V128H8ZM12 127H13V129H14V127H16L17 129L15 130H13L12 129ZM28 127H29V130H28ZM33 127V128H32ZM34 127H38V128H36V129H34ZM61 127V128H60ZM78 127V128H77ZM6 128V129H5ZM57 128V129H56ZM30 129H31V132H32V134H31V132H30ZM46 129V130H45ZM80 129V130H79ZM82 129V130H81ZM88 129V131H86ZM94 129L96 130V132L94 131ZM98 129V130H97ZM6 130V131H5ZM36 130V131H35ZM48 130V131H47ZM56 130H58V131H56ZM71 130V131H70ZM72 130H73V132H72ZM75 130H77L76 132H74ZM83 130H85V131H83ZM100 130H102V131H100ZM242 130V140H241V138H240V136L241 135H239V136H237L238 137V139L240 138V140L241 141H243V140H245L246 138H248V136H250V137H253L252 135H248L249 134V132H250V130H249V132H248V130L247 131H243ZM12 132L11 134H10V132ZM19 131V132H20ZM38 131V132H37ZM40 131V132H39ZM80 131H81V133H80ZM98 131V132H97ZM8 132H9V134L11 135V137H9L10 135L8 134ZM33 132H35V133H33ZM46 135V136H43L44 134ZM45 132H47V134L45 133ZM51 132V133H50ZM86 132V134L88 133L89 135H84V133ZM90 132V133H89ZM103 134H102V133ZM244 132V133H243ZM5 133H7L6 135H5ZM49 133V134H48ZM71 133H72V135H71ZM79 133H80V135H82V138H83V136H84V140L81 138V136L79 135ZM102 135H101V134ZM245 133H247V134H245ZM33 134H35V135H33ZM245 134V135H244ZM14 135V134H13ZM39 135H40V139L38 138L39 137ZM91 135V136H90ZM97 135V138L95 137ZM32 136H33V139H34V142H33V139H32ZM35 136V137H34ZM75 136V137H74ZM229 136V137H228ZM243 136H245L246 138H244ZM4 137L6 138V137H9V139L8 138H6L7 140H5L4 139ZM43 137H45L44 139H43ZM78 137H80V138H78ZM93 137V138H92ZM99 137V138H98ZM168 137V138H167ZM163 136V137H161V138H159V139H157V140H154L153 141V144L156 142V144H159L157 141L158 140H160V143L161 144H159L158 146L157 145H155V147L154 148H158L159 150H161V148H162V146H164L165 148L163 149L162 148V150H167L168 148H170V147H172V143H173V141H176L177 140V138L175 137V140H174V137L172 136V138H173V140H172V138H170L169 136ZM220 137V138H219ZM221 137H223V138H221ZM35 138H38V140H39V143H35V141H38L37 139L35 140ZM89 138H91L92 140L90 141V139ZM229 138V139H228ZM231 138V139H230ZM244 138V139H243ZM41 139H43V141L41 140ZM79 139V140H78ZM88 141H87V140ZM93 139H94V141H93ZM98 139V140H97ZM221 139H225V140H227V143L230 145H227V143H225L223 146H222V144L224 143V142H226L225 140L224 141H222L221 143V145H220V140ZM248 139H251V138H248ZM251 139V140H252ZM3 140H5V141H3ZM82 142H81V141ZM162 140H165V141H163L162 142ZM172 140V141H171ZM216 140V141H215ZM239 140V141H240ZM262 140V141H261ZM68 141V142H67ZM93 141V142H92ZM99 141V142H98ZM169 141V142H168ZM230 141H232L231 143H229ZM236 141V140H235ZM41 142H43V143H41ZM88 142H90V145L88 144ZM95 142H96V144H95ZM166 142V143H165ZM206 142V141H205ZM209 142H210V144H209ZM257 142V143H256ZM8 143V142H7ZM31 143V144H30ZM82 143V144H81ZM83 143H84V146H83ZM91 143H92V145H91ZM100 143V144H99ZM162 143H163V145H162ZM167 143H170V147H167L169 144H167ZM212 143V144H211ZM216 143H218L219 144V146H222V147H219L218 146V144H216ZM234 143H236V142H234ZM250 143L252 144V142L250 141ZM35 144H37V145H35ZM78 144V146H76ZM86 144V145H85ZM93 144H95V145H93ZM99 144V145H98ZM165 144H166V146H165ZM205 144H207V145H205ZM255 144H256V147H255ZM23 145H25V146H23ZM32 145V146H31ZM38 145H40L39 147H37V149H36V146H38ZM209 145V147H210V150L207 148V146ZM215 147H214V146ZM225 145H227L226 147H227V149L225 150L224 148H226V147H224ZM231 145H232V147H231ZM238 145V144H237ZM3 146V147H2ZM13 146V147H12ZM26 146H29L28 147V150H27V147ZM100 146V147H99ZM216 146H217V148H216ZM229 146V147H228ZM246 146V147H247ZM251 146V145H250ZM257 146H258V151H256L254 148H257ZM14 147H15V149H17L18 151H14V152H16V154H18L19 152H21V153H23V155H24V152L26 153L25 154V156H23V158L21 159V156H22V154H20L21 156H19V155H16V154H14V152L13 151H11L12 153H13V158L11 157L12 156V153H9L10 152V149H12V150H14ZM20 147V148H19ZM25 149H24V148ZM30 147H31V149H30ZM82 147H83V149H82ZM212 147H214V148H212ZM224 147V148H223ZM233 149L234 148V151L232 152L231 151V148ZM2 148V149H1ZM6 148V149H5ZM34 150H33V149ZM97 148H100V151H99V149H97ZM102 148V149H101ZM153 148V147H152ZM154 148L152 149V151L154 150ZM156 148V149H157ZM203 148V149H202ZM205 148H207V149H205ZM218 148H223V149H218ZM259 148H261V149H259ZM263 148V149H262ZM4 149V150H3ZM24 149V150H23ZM30 149V150H29ZM77 149V150H76ZM156 149L153 151V152H155L156 151ZM205 149V150H204ZM217 149V150H219L218 152H217V150L215 151V150ZM6 150L8 151L9 150V152H7V154L9 155V157L7 156V154H6ZM20 150V151H19ZM29 151V152H27V151ZM37 150V151H36ZM81 150V151H80ZM102 150H103V153H102ZM159 150H157V151H159ZM207 150H208V152H207ZM222 150H224V151H227V152H229L228 150H230V154H228V156H227V154L225 155V153L223 154V155H221L222 153H223V151ZM238 150V151H239ZM254 150L256 151V152H254ZM31 151V152H30ZM83 151V152H82ZM97 151V152H96ZM213 152L211 155H209V157H211V158H209L208 157V154H210L211 152ZM222 153H221V152ZM238 151H236V154H237V152ZM34 152H36L35 154H34ZM105 152V153H104ZM221 153V154H219V156H221V157H226L227 159H225V158H222L224 161L226 160V161H228L227 163L229 164H225V162H223L222 160L220 161L221 162V164L220 163H217L216 161H215V159L214 158H217L218 157V154L217 153ZM73 153V154H72ZM156 153V152H155ZM203 153V154H202ZM208 153V154H207ZM216 154V156H215V154ZM238 153V154H239ZM98 154L100 155V157L98 158ZM245 154V155H244ZM14 155H16L18 158H16V156H14ZM26 155H29V156H27L26 157ZM97 155V156H96ZM198 155H199V158H197L196 159V157H198ZM204 155H207L205 158L206 159H204ZM212 155H213V157H212ZM225 155V156H224ZM2 156V157H1ZM58 156V157H57ZM232 156H230L231 158H232ZM11 157V158H10ZM192 157V158H193ZM201 157H203L202 158V160L203 161H207V160H209L210 159V161H207V162H201V163H199L200 161H202V160H198V159H200ZM5 158V159H4ZM7 158H9L11 161L12 160H14V161H17V162H20V164L19 163H17V162H14V161H12V162H14V163H17V164H15V165H21L20 167H18L17 168V166H16V168H14L13 166H12V164L14 165V163H12L9 159H7ZM27 160H26V159ZM94 158V159H93ZM209 158V159H208ZM220 158V157H219ZM6 159L8 160V161H10V162H8V161H6ZM20 160V161H18V160ZM24 159H25V161H24ZM198 161V163L196 162V160ZM213 159V161L215 162V164H217L218 165V167L221 165V167L223 166H225L224 167V169H223V167L221 168L222 170H226V168L228 169V168H230L229 166H231V167H234V168H236L235 166H237V163L239 162V161H241V160H243V161H245V162H243V161H241V163H239V165L237 166L238 168H236V170H238V169H240L241 170V167L243 168V170L245 169V171H246V173L244 174L243 172V170H241V171H243L242 172V175H241V172H240V170L238 171L239 173H240V180H238L237 179V177L235 176V177H232V176H234L235 174L236 175H239V173L237 172V173H235L234 172V170H232L231 168L229 169V171H230V173H228V170H226V176H228V174H232V175H229V176H231V178L230 177H226L225 176V174H224V172L222 173L221 172V169H220V167L218 168L217 167V165H212L211 166V164H212V162H211V160ZM21 160H22V163H21ZM98 160H101V161H98ZM173 160V161H172ZM175 160H177V166L178 165H180V167H182V168H180V170H182V171H180V172H178L179 171V166L177 167V166H175V164H176V162H175V164H173L174 163V161ZM193 160L195 161V163L193 162ZM216 160H219L218 158L216 159ZM237 160V161H236ZM27 161V162H26ZM104 161V162H103ZM234 162V164H235V162H236V165H234L233 166V164H231L230 165V163L229 162ZM25 162H26V164H25ZM184 162V163H183ZM209 162L211 163V164H209ZM231 162V163H232ZM12 163V164H11ZM65 163V164H64ZM202 163L203 164H205L207 167H208V169H207V167H205V169H207V171L206 170H201L202 168H200V167H202ZM207 163H208V165H207ZM3 164V165H2ZM9 164L11 165L10 167H9ZM101 164V165H100ZM201 164V166L199 167V168H197V166L198 165H200ZM241 164V165H240ZM251 164V165H250ZM18 165V166H19ZM182 165V166H181ZM185 165H187V167H185ZM195 165H196V169L194 170V169H190V167L192 168V166H194L195 167ZM210 165V166H209ZM245 167H243V166ZM247 165V166H246ZM71 166V167H70ZM106 167V168H108V169H104V168H102V167ZM216 166V169H217V171H213L212 172V170H214L215 168H213V167H215ZM241 166V167H240ZM258 166H259V168H258ZM2 167V168H1ZM14 169H16V170H14ZM193 167V168H194ZM204 167V166H203ZM209 167H210V169H209ZM12 168V169H11ZM19 168H21L20 170H19ZM211 168H213V169H211ZM101 169H103L102 171H101ZM183 169H185L186 171H188L186 174L184 173L185 172V170H183ZM218 169H220V172L218 173ZM23 170V171H22ZM105 170V171H104ZM106 170H109V171H111V173H113L112 175H111V177H109V175L107 174L109 171H107V173H105L106 172ZM178 170V171H177ZM192 170V171H191ZM195 172H194V171ZM196 170H199L198 172L196 171ZM200 170H201V174H200ZM210 170V173L209 174H212L213 173V178H212V175L211 176H209L207 173H208V171ZM232 170V171H231ZM260 171V173H261V175H257L256 174V172L257 171ZM264 170V169H263ZM15 171V172H14ZM202 171H205V177H206V179H205V177H204V172L202 173ZM258 171V172H259ZM6 172V173H5ZM20 172V173H19ZM194 173L193 174V178H194V176H195V173H196V178L195 179H193L194 181H192V185L194 184V185H196L195 183H198V185L200 184V182H202V186H201V184H200V186H201V188H200V186H199V188H198V186H197V189L195 190L194 188H193V191H191L192 190V188H191V180H192V174H188V173ZM207 172V173H206ZM212 172V173H211ZM216 172L218 173V174H224V175H222V177L224 178H220L219 177V175H216ZM231 172H233V173H231ZM24 173V174H23ZM105 173V175H103ZM110 173V172H109ZM110 173V174H111ZM148 173V172H147ZM178 173V174H177ZM197 173L198 174H200V175H202L203 174V177L202 176H200V177H198L197 178V176H199V175H197ZM235 173V174H234ZM259 173V174H260ZM179 174H181V176H179ZM186 175L185 177H183L182 175ZM187 174H188V176H187ZM251 174V175H250ZM255 174V175H254ZM23 175V176H22ZM165 175H167V177H168V175L169 176H171V177H169V178H165ZM208 175V176H207ZM216 175V176H215ZM245 177H244V176ZM257 175V176H256ZM2 176V177H1ZM109 177V178H111L109 181H108V179L107 178H105V177ZM173 176V177H174ZM218 176V178L217 179H215L216 177ZM242 176V177H241ZM255 176L256 177H258V178H255ZM4 177V178H3ZM180 177H182V178H184V180H183V184H181V185H176L178 188H179V186H185L186 188L185 189H188L189 188V186H190V188L188 189V190H185L184 189V186L180 189V190H182L183 189V192L181 191L180 193H178L179 192V189H177L176 190V186L174 185V184H180L181 182L179 181V180H181V178ZM202 177V179L200 180L199 178H201ZM207 177H209V178H207ZM253 177V178H252ZM107 179V180H105V179ZM115 179V183L114 182H112V179ZM178 179V181L177 180H175V179ZM203 178H204V180H203ZM211 178L213 179V180H211ZM227 178H229V179H231V181H229ZM237 179L238 181H239V185H241V186H243V187H240V186H237V184L238 183H236V182H238V181H236V180H234V179ZM2 179L4 180V181H2ZM126 179L128 180V181H126ZM137 179V181H135ZM166 179V181H170L169 183L167 182V183H165L164 184V180ZM169 179V180H168ZM187 179V180H186ZM189 179V180H188ZM196 179H198V180H200V182L199 181H197ZM210 181H209V180ZM219 179V180H218ZM221 179H223V183L221 182L222 180ZM252 179H254L253 180V182H252ZM256 179H257V181L259 182H256L257 184L255 185V183H254V181H256ZM116 180H117V182H116ZM181 180V181H182ZM206 180H207V183H208V185H209V189H210V184L212 183L213 184V188L211 187V190H208V187H206V189H205V187L204 186H207L205 183H206ZM215 180V181H214ZM221 180V181H220ZM225 180H226V182H228V183H230V182H232V183H230L228 186H227V188L225 189L224 188V190L226 191L227 189H228V187L230 188L231 186L230 185H232V188H230L231 189V191L228 189L225 193H226V195H224V192H222V193H217L219 190H220V192H221V190L223 189V186H224V184L226 183L225 182ZM234 181V183H233V181ZM243 180V181H242ZM251 181V184L252 185H254V187L250 184V186H252L254 189H252V187L250 188H248V185H249V182ZM260 180V179H259ZM128 183V185H127V189H128V187H129V189L128 190H126V189H124L122 186L120 187V185L122 184V185H124V183H126V182ZM172 181V182H171ZM203 181H205V182H203ZM213 181V182H212ZM216 181H218V183L216 182ZM220 181V182H219ZM242 181V182H241ZM163 182V183H162ZM180 182V183H179ZM209 182H210V184H209ZM138 183V184H137ZM144 183H146V184H144ZM158 183H159V185H158ZM171 183H173V187H175V189L171 186L172 184ZM219 183H222V185L221 184H219ZM227 183V184H228ZM243 183V184H242ZM248 183V184H247ZM261 183V184H262ZM118 184H120L119 185V188H121V190L123 191V193L126 191V193H124V194H121V190L119 191V193L117 194V192H118ZM134 184H136L137 186H135ZM168 184H170V185H168ZM186 184H188V187L186 186ZM205 184V185H204ZM211 184V185H212ZM214 184H218L217 186H219V188L218 187H216V185H214ZM226 184V185H227ZM245 184V185H244ZM264 184V183H263ZM111 185V186H110ZM113 185H114V187L115 188H117V189H115L114 187H113ZM140 185V186H139ZM142 185H143V187H142ZM145 185L148 187H145ZM194 185H193V187H194ZM226 185H225V187H226ZM260 185V184H259ZM125 187H126V184L124 185ZM161 186H163V189H165L166 188V191L165 190H162V187ZM169 186V187H168ZM221 186V187H220ZM107 187V191H105V188ZM111 187L114 189V190H116V192L115 191H113V189H111ZM134 187V188H133ZM137 187H139V189L137 188ZM165 187V188H164ZM204 187V188H203ZM215 187V188H214ZM263 185H262V189H263ZM123 188V189H122ZM131 188V189H130ZM136 188V190L140 193V195H138L137 193V191H135L134 189ZM143 188H147L148 190H149V192H148V190L146 191L145 189H144V191H146L145 193H146V195H144V191L142 190ZM153 188V187H152ZM158 188H159V190H160V188H161V190L159 191L158 190ZM220 188H222V189H220ZM10 189V190H9ZM111 189V190H110ZM141 189V190H140ZM170 189V190H169ZM174 190V191H171V190ZM218 189V190H217ZM256 189V190H255ZM112 191L113 193H112V197L110 196V194H111V192H109V191ZM135 191L134 192V197L132 196L133 194H132V192L133 191ZM189 190H190V193H192L191 195H190V193H189ZM197 190H200V192H197V193H194L195 191H197ZM207 190V191H206ZM252 190V191H251ZM255 190V191H254ZM142 191H143V193H142ZM153 191V192H152ZM159 191V192H158ZM164 192V195H163V193H161V192ZM169 192V191H171V193L169 192L168 194L167 193H165V192ZM184 191H185V193H184ZM188 191V192H187ZM223 191V190H222ZM256 191H258L257 192V196H256V194H255V192ZM263 191H264V189H263ZM106 192V194H103V193H105ZM107 192H109V193H107ZM174 194H173V193ZM187 192V193H186ZM237 192V193H236ZM239 192H241V193H239ZM251 192V193H250ZM252 192H254L253 194H252ZM130 193V194H129ZM137 195H136V194ZM147 193H149V195L147 194ZM151 193H153V194H151ZM160 193L162 194V195H160ZM203 193V194H202ZM210 193V194H209ZM244 193V194H245ZM7 194V195H6ZM126 195V194H128V196H125L126 197V199H128V200H126L125 198H124V196H121V195ZM132 194V195H131ZM141 194H142V196H141ZM172 194H173V199H172ZM182 194L184 195V196H182ZM185 194H187L186 196H185ZM195 194H197V195H195ZM207 194V195H206ZM105 195H107L108 196V198H111V200L110 199H108L107 201H104V200H106L105 198L106 197H103V196H105ZM115 195V196H114ZM117 195H119V196H121V197H123V198H120L119 196H117ZM131 195V196H130ZM151 195H152V197H151ZM169 195V196H168ZM219 197H218V196ZM220 195H222V196H220ZM7 196V197H6ZM137 196H138V201L136 200V198H137ZM139 196H140V198H142V199H140L139 198ZM149 196V197H148ZM153 196L155 197V200L157 201V202H155V200L153 199ZM192 197V201H191V199H190V197ZM196 196V197H195ZM260 196V197H259ZM130 197V198H129ZM150 197L152 198V199H150ZM187 197H189L188 199H187ZM222 197V198H221ZM229 197V196H228ZM232 197V196H231ZM231 197H229V199H231ZM263 197H264V195H263ZM71 198H73V199H76V200H71ZM102 198H104V199H102ZM120 198V199H119ZM135 199L134 200V202H132L133 200L132 199ZM183 198V199H182ZM196 198V199H195ZM217 198H218V201H219V198L221 199L219 202L217 201ZM234 198H235V196H234ZM260 198H261V200H260ZM158 199V200H157ZM165 199V200H164ZM185 199V200H184ZM193 199H194V201H193ZM223 199H225L223 202H221ZM123 200V201H122ZM151 200V201H150ZM185 202H184V201ZM187 200V201H186ZM237 200V201H238ZM263 200V202L260 204V202ZM130 201V202H129ZM138 202V203H136V202ZM153 204V206L152 207H150V202ZM153 201L155 202V203H153ZM161 203H159V202ZM188 201H190V202H188ZM216 201V202H215ZM249 201H251V200H249ZM109 202V203H108ZM149 202V203H148ZM168 202V203H167ZM173 202V203H172ZM196 202V203H195ZM216 203L215 205L213 204V203ZM131 203V204H130ZM135 203V204H134ZM145 203H148L149 205H146ZM179 203V204H178ZM182 203V204H181ZM192 203H193V205H192ZM223 203V204H222ZM228 203V202H227ZM254 203V204H253ZM72 204V205H71ZM74 204V205H73ZM119 204V205H118ZM138 204V205H137ZM139 204H140V206H139ZM142 204H144L143 206H142ZM160 204V205H159ZM137 205V206H136ZM170 205V206H169ZM218 205H226V207H229V208H231V209H229V211H227V212H229V213H227L226 215L224 214L223 215V213L221 212V211H223V207H219ZM257 205L258 206H261V207H257ZM122 206V207H121ZM132 206H136V207H132ZM149 206V207H148ZM178 206V207H177ZM210 206V207H209ZM211 206H214L213 208L211 207ZM217 206L220 208V210H218V208H217ZM155 207V208H154ZM158 207V208H157ZM217 209H216V208ZM225 207V208H226ZM145 208V209H144ZM191 208V209H190ZM223 208V209H222ZM258 208H259V210H258ZM133 209V210H132ZM205 209V210H204ZM208 209H210V210H208ZM212 209V210H211ZM222 209V210H221ZM228 209H225V211H223L224 213H226V210H228ZM235 209H239V208H236L235 207ZM176 210V211H175ZM208 210V211H207ZM213 210H215V212H217V211H219V212H217L218 214H220V215H222V217H220L221 218V220H223L222 221V224H221V222L219 223V222H217V224L219 223V224H221L222 225V228H220V226L221 225H219L218 226V231L216 232V230H215V232L217 233H215V232H211V231H214L213 229L214 228H211L210 227V225H208L207 226V224H209V223H207L208 221H207V218H206V223L204 222H202L203 220L205 221V218L204 217H206V216H209V214H210V211H211V213L213 212ZM217 210V211H216ZM190 211V212H189ZM206 211L209 213H206ZM239 211V210H238ZM185 212L187 213V214H185ZM204 213H206V215L204 214ZM222 213V214H221ZM178 214V215H177ZM204 214V217L202 216ZM208 214V215H207ZM175 215V216H174ZM197 215V216H196ZM211 215V214H210ZM163 216V217H162ZM185 216V217H186ZM192 216V217H191ZM199 216H201V217H199ZM236 216V215H235ZM173 217V218H172ZM175 217V218H174ZM199 217V218H198ZM204 219H203V218ZM172 220H171V219ZM225 218L227 219V220H225ZM176 219V220H175ZM199 219L201 220V221H199ZM225 220V221H224ZM229 220V221H228ZM233 220V221H232ZM161 221H163V224L162 223H160ZM197 221H199V223L197 222ZM231 221V222H230ZM166 224H165V223ZM228 223V225H225L224 223ZM229 222H230V224H229ZM161 224V225H163V226H161V225H159V224ZM192 224H193V226L194 225H198L199 227H200V225H201V227L203 226L202 224H205L203 227H204V229H205V227H206V229L204 230H202L201 228L199 229V227L197 226V229H196V226H195V229H194V227L192 228ZM212 224V223H211ZM214 224V223H213ZM213 224L211 225L212 227H214L213 226ZM217 224L215 225V227L217 226ZM233 224V223H232ZM157 225L159 226V227H162V228H160L161 229V231H160V229H158L159 227H157ZM187 225H189V226H187ZM165 226V231H167L169 228H168V226L166 227ZM169 226V227H170ZM232 226V227H231ZM167 228V229H166ZM190 228H192V229H190ZM210 228V230H208L207 231V229H209ZM226 228V229H225ZM180 229V230H179ZM222 229V230H221ZM229 229V231H227ZM192 230V231H191ZM196 230V231H195ZM159 231V234H161V235H163V234H165V235H163V237L162 238H164L165 240H166V237L168 238L167 240L168 241H170V242H173V243H175V244H173V243H171V245L169 244V246H170V248H169V246L165 243V241L163 242L162 240H164V239H162V238H160L159 236V234L158 233H156V232H158ZM163 231H164V228H163ZM186 231V232H187ZM193 231H195V232H193ZM203 232L204 231V234L205 235H203V233H198V232ZM207 231V232H206ZM109 232V233H108ZM154 232L157 234V235H159V236H156V234H155V236L157 237V238H160V239H158V240H161V241H159V243H158V240L156 239V237L155 236H153L154 235ZM182 232H184V231H182ZM193 232V233H192ZM152 233H153V235H152ZM181 232H179V234H180ZM192 233V234H191ZM193 234H197V236L195 237V235H193ZM224 233L222 234V235H225ZM145 235H146V238L148 237V236H151V237H153V239L151 238V237H148V239H150L151 240V242L153 241V240H155L156 242L155 243H158V244H156V245H153V246H158L159 244H160V242H161V244H162V246L160 247V245H159V249H158V252L160 253V256H159V254H157V252L155 251V254H153L154 253V248H156V247H153L152 246V244H154V242L151 244V242H150V240H149V244H151V245H149V247L151 248V250H150V248L147 246L146 248L150 251H148L146 248H145V250H147L149 253H147V251H146V253L145 254H143V256H141V257H136V256H140V253L142 252L143 253V251H138V250H140V249H142V248H144V246L142 245H140V244H148V239H146V240H144V237H145ZM181 235H183V233L181 234ZM191 235H193L192 237H191ZM200 235V236H199ZM203 235V236H202ZM221 235V236H222ZM186 236V237H185ZM202 236V237H201ZM38 237V238H37ZM171 237V238H170ZM187 237H190V238H187ZM195 237V238H194ZM199 237V238H198ZM201 237V238H200ZM139 238H141V239H143L142 240V242H141V240L139 239ZM155 238V239H154ZM172 238V239H173ZM181 238V239H182ZM185 239V240H186ZM203 239H204V237H203ZM138 240H140V242H138ZM188 240V241H189ZM207 240V239H206ZM137 241V242H136ZM181 241V240H180ZM180 241H178V242H180ZM205 241V240H204ZM208 241V240H207ZM136 242V243H135ZM145 242V243H144ZM147 242V243H146ZM185 242V244H187L186 245V248H188L189 246H188V244L189 243H187L186 241H184ZM133 243H135V244H133ZM138 243V244H137ZM140 243V244H139ZM169 243V242H168ZM132 244H133V246H132ZM137 244V245H136ZM163 244H165V246L163 245ZM140 245V247H142V248H140V249H138V246ZM192 245V246H191ZM197 245V244H196ZM130 246H132V247H130ZM136 246H137V250H135L136 249ZM153 248H152V247ZM164 246V248H162ZM14 247V248H13ZM128 247V248H127ZM175 247V246H174ZM195 247V246H194ZM199 247V246H198ZM125 249V248H127V249H125L124 250V252H125V254L126 253H128L127 251H129V249H131L132 250V248H133V250H135V252H136V254L138 253V255H136L134 252H133V250L132 251H129V252H133V254H134V256L136 257V258H139L140 260H138V259H134L135 257H133L132 256V254H131V256L133 257H126L127 255H125L124 254V252H123V250L122 249ZM160 248H162V249H160ZM196 248H197V246H196ZM154 249V250H153ZM166 249H168V250H171V251H168V250H166ZM198 249V248H197ZM18 251V252H16V251ZM143 250V249H142ZM160 250V251H159ZM162 250H166L167 252H165V251H162ZM172 250H173V252H172ZM7 251L9 252V253H14L15 254V252H16V254H18V255H16V256H18V257H16V256H14V254H9V253H7ZM12 251V252H11ZM120 251H121V253H123L122 254V256H119L120 254ZM152 251H153V253H152ZM191 251H193V252H195V253H193V252H190ZM21 252V253H20ZM117 252H119L118 254H116ZM140 252V253H139ZM145 252V251H144ZM186 254H188V255H186ZM141 253V254H142ZM151 253V254H150ZM170 253H175L176 255H170ZM130 254V253H129ZM128 254V255H129ZM189 254H191V255H189ZM124 255V256H123ZM193 255V256H192ZM115 256H116V258H115ZM162 256V257H161ZM178 256H180V259H178L179 257ZM187 256L189 257L188 258V260H187ZM192 256V257H191ZM2 257H3V259H2ZM114 257V258H113ZM126 257V258H125ZM177 257V258H176ZM111 258V259H110ZM117 258H122V260L124 261L125 259H128L127 260V262L125 263H120L121 261V259H117ZM130 258H132V260H134L133 262H132V260L130 259ZM186 258V259H185ZM101 260V261H98V260ZM114 259V260H113ZM164 259H165V261H164ZM177 259V260H176ZM184 259H185V261H184ZM142 260V261H141ZM168 260V261H169ZM107 261V262H108ZM118 261V262H117ZM122 261V262H123ZM136 261V262H135ZM140 261V262H139ZM177 261V262H176ZM180 261V262H179ZM260 264H263V261H259V260H257ZM257 261L255 262V264L257 263ZM1 262V261H0ZM92 262V263H93ZM148 262V263H147ZM102 263V264H103ZM109 263V262H108ZM108 263H105V264H108ZM149 263V264H150ZM164 263H159V264H164ZM171 263H169V264H171ZM93 264H96V263H93ZM101 264V263H100ZM166 264V263H165Z\"/></svg>",
	"mask_w": 264,
	"mask_h": 264
}]
</instances>
